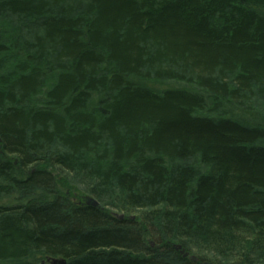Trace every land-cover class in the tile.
<instances>
[{
  "label": "trees",
  "instance_id": "trees-1",
  "mask_svg": "<svg viewBox=\"0 0 264 264\" xmlns=\"http://www.w3.org/2000/svg\"><path fill=\"white\" fill-rule=\"evenodd\" d=\"M54 258L264 264V0H0V264Z\"/></svg>",
  "mask_w": 264,
  "mask_h": 264
},
{
  "label": "rangeland",
  "instance_id": "rangeland-1",
  "mask_svg": "<svg viewBox=\"0 0 264 264\" xmlns=\"http://www.w3.org/2000/svg\"><path fill=\"white\" fill-rule=\"evenodd\" d=\"M140 83H145V80H142V79H137ZM148 84L150 85V86H156V87H164V86H172V85H175V83H172V82H168V83H160V82H158V81H152V82H148ZM97 98H99L98 96H97ZM97 98L96 99H93V101H92V106L93 107H95L96 106V104L98 103L97 102ZM63 175V174H62ZM61 188L63 189V191L65 190V192H67V193H69L70 194V192H71V194H70V196H71V198H73L74 200H80V201H83V202H86V197L85 196H87V195H89L88 193H86V192H84L83 190H82V186L80 185V184H65L64 182H62L61 184ZM147 209V208H146ZM149 209V208H148ZM116 213H118V214H125V213H127L128 215H130V216H132V217H134L135 218V215H138V214H140L141 212H143V211H145V208H141V209H135V210H131V211H122V210H120V209H116V210H114ZM176 244H178V243H176ZM195 249V248H194ZM189 252V251H188ZM197 252H199V253H203L202 252V250L200 249V250H198V249H195V254H194V252L192 253L191 251H190V253H191V255L193 254V255H195V256H197L198 254H197ZM189 253V254H190Z\"/></svg>",
  "mask_w": 264,
  "mask_h": 264
},
{
  "label": "water",
  "instance_id": "water-1",
  "mask_svg": "<svg viewBox=\"0 0 264 264\" xmlns=\"http://www.w3.org/2000/svg\"><path fill=\"white\" fill-rule=\"evenodd\" d=\"M86 197V202L88 203H92L93 205H98L99 204V201L97 199H95L93 196H90V195H87L85 196ZM118 214V213H117ZM121 217H123V214H120ZM175 246L177 248H180L182 253H184L185 255L189 254L188 251L185 250V248L182 247V244L178 243V244H175ZM193 258H196L195 255L192 256ZM52 263L56 264V263H59V264H65L66 263V259L64 258H54L51 260Z\"/></svg>",
  "mask_w": 264,
  "mask_h": 264
}]
</instances>
